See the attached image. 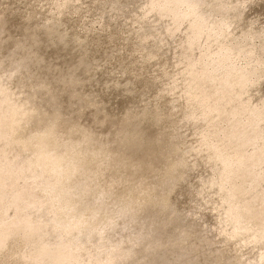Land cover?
Wrapping results in <instances>:
<instances>
[{"label":"rangeland","instance_id":"374dc122","mask_svg":"<svg viewBox=\"0 0 264 264\" xmlns=\"http://www.w3.org/2000/svg\"><path fill=\"white\" fill-rule=\"evenodd\" d=\"M200 1L176 19L168 10L150 9V0H75L65 7L64 0H0V86L19 103L14 136L24 140L10 154L31 157L25 161L35 171L43 169L35 156L53 155L64 178L43 189L63 210L55 222L65 227L70 219L83 220L70 236L90 249L100 231L107 244L129 246L137 256L121 264H133L160 244L167 258L173 251L183 255V245L189 264H264V238L229 234L224 191L214 180L222 164L191 149L204 130L229 122L214 121L215 127L194 119L200 109L186 92L189 70L202 68L203 55L219 42L235 44L242 47L231 50L238 73L257 69L244 87L234 88L237 102L264 108V0ZM198 11L217 25L198 30L190 45ZM259 125L261 144L264 119ZM106 147L112 156L103 154ZM94 155L104 157L102 165ZM128 161L135 165L114 173ZM148 185L155 194H145ZM263 188L264 180L243 198ZM22 239L0 251V264H27L20 258ZM161 258L148 264H168Z\"/></svg>","mask_w":264,"mask_h":264},{"label":"bare ground","instance_id":"6f19581e","mask_svg":"<svg viewBox=\"0 0 264 264\" xmlns=\"http://www.w3.org/2000/svg\"><path fill=\"white\" fill-rule=\"evenodd\" d=\"M74 1L64 0L62 5L63 7L69 6ZM182 4L187 7L186 10L182 8ZM201 5L200 0H150V9L168 10L175 15L176 19L180 14L187 15V11H195ZM58 9H61L60 6ZM194 13V26L197 30H193L195 32L189 38L190 45L195 44L198 40L200 35L198 30L205 27L215 28L217 25L215 22L207 24L208 17L204 13H199V11ZM233 45L219 42L215 52L203 55L199 59L202 64L200 70H189L190 78L186 84L187 99L196 102L200 109L194 119L207 121V126H213L218 121L229 122L228 127L226 126L228 123H224L227 128H216L214 131L204 128L206 130L200 135L199 145L192 146L191 149L196 153H205L203 155L209 159L212 165L218 166L217 162L222 164V166H218L217 177L214 180L220 190L224 191L222 197L224 211L227 220H230L232 225L230 236L239 235L244 231L249 233L243 237L245 241L249 239L257 241L264 238V188L252 199L246 200L243 197L264 180V167L262 172L259 168L264 163V140L258 144V140L261 139L259 123L264 119V108L237 102L239 94L235 92L234 88L238 85L244 87L253 79L257 69L249 73H238L241 67L231 59V50L236 49L240 53L242 47L236 48V45ZM239 53L237 54L239 55ZM232 90L234 91L232 92ZM231 92L232 94H230ZM19 111V103L11 97L8 88L1 85L0 251L2 252L13 238L20 239L22 237L25 241V248L21 251L20 258L27 264H121L125 257L132 256L134 259L137 256L134 250L131 251L129 246L107 244L108 237L101 231L98 232L99 241L91 249L80 243L79 239L72 238L71 231L73 229L80 231L84 223L83 220L70 219L65 227H60L55 222V218L63 210L51 199L43 186L51 188L63 181L64 176L58 172V169H63V166L53 164L51 157L54 156L49 152L35 156L42 161L43 169L40 171H35L30 162L25 161L31 157L11 156L12 150L18 151L20 146H24L21 136H14L18 123L16 114ZM164 117L166 116L164 115ZM162 124L164 123L162 122ZM165 128L167 129V126ZM168 132L171 131L168 130ZM249 146H252L253 150L249 151ZM255 146L257 147L254 148ZM103 154L112 156L107 147ZM92 159L98 165H102L104 162L102 155H94ZM127 163L130 165H116L114 173L123 175L126 168L135 165L131 161ZM142 175L140 176L142 177ZM140 176L139 178H141ZM127 178L129 177L127 176L124 181L129 184L130 181ZM136 180L139 182L138 179ZM149 185L145 189V194H155L157 190L155 184L154 187L151 185V188ZM256 202H259L258 206ZM166 203H168V198H161L160 206L164 207ZM90 210L92 209L85 210L83 216ZM160 246L156 252L139 254L141 257H137L133 264H148L159 254H162L161 261H169L168 264H176L182 259L179 264H189L188 262L193 260L183 258V245H181L183 255L181 252L173 251L170 258H167L163 253L164 245L160 244ZM260 258L264 259V252L260 254ZM212 262L214 263V261ZM218 262H221V259Z\"/></svg>","mask_w":264,"mask_h":264}]
</instances>
